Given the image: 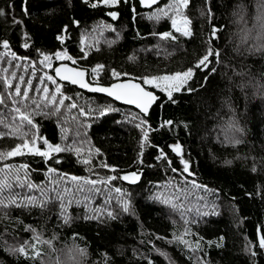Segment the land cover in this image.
<instances>
[{
	"label": "trees",
	"instance_id": "16d2710c",
	"mask_svg": "<svg viewBox=\"0 0 264 264\" xmlns=\"http://www.w3.org/2000/svg\"><path fill=\"white\" fill-rule=\"evenodd\" d=\"M168 1L162 0L158 5L162 7ZM240 2L241 0H190L185 13L193 21L194 38H181L179 42L165 43L160 41L158 35L153 36L151 33L171 30L170 21H149L146 14L154 11L157 5L146 9L140 6L138 0H128L127 4L121 3L111 9L119 13L116 20L107 15V7L93 9L82 0H26V4L25 0H0V8L6 13L0 16V41L7 39L11 51L17 56L28 57V61L14 60L6 54L0 57V95L6 96L8 92L3 83L5 76L13 84L20 83L23 88L27 84L19 80L20 76H24L25 80L31 78L33 84H38L39 75L44 72L53 75L52 69H44L40 65L41 57L37 49L46 54L67 50L76 59L75 66L87 69L90 82L98 81L103 85L116 80L111 76L112 69L129 73L119 79L184 70L193 66L204 52L203 42L208 38L210 27L209 21L201 17L200 13L202 10L207 12L209 7L215 14L213 23L222 27L215 44L222 50L223 61L222 64L215 65L218 71L210 76L205 87L193 94L186 91L174 94L176 103L169 102L163 93L145 85L160 97L150 109L149 143L145 145L140 160H137V156L141 151L142 133L135 127L139 119L131 120L132 116L139 113L136 108L103 94L87 92L60 82L66 86L65 95L71 99L61 106L59 119L57 116L34 117L39 125V135L53 144H71L73 138L78 145L81 141H87L81 159L87 158L89 144L93 148H99L101 154L93 155L92 164L88 166L92 170L88 171L70 153L54 154L61 160L60 164L54 161L45 163L39 157L27 156L0 161V168L4 163H28L31 181L43 186L47 196H53L51 190L56 187L50 181H59L58 190L64 187L74 188L71 176L94 180L136 171L141 173V179L135 185L126 184L120 179L109 182V187L98 185L102 189L101 193L89 194L85 190L83 194L74 197L70 204L66 198V211L73 218L68 225L57 218L58 201H54L43 211L34 208L28 212L13 206L8 210L12 219L0 220V264H56L57 259L60 264H73L69 258V249H72L71 255L79 259L73 243L80 248H87L88 255L84 258V264H105V256L109 264H148L149 260L153 264H170L169 259L161 255V252L167 253L175 264H192L190 257L193 255L207 264H264V251L254 258H250L245 251V244L249 241L253 242L251 248L256 250L258 236L264 234L258 231L264 225V91L253 86L260 79L261 73H264V52L250 54L243 46V55H237L233 51L240 46L244 35L242 30H251L249 44L258 30L254 6L256 0H243L247 5L246 24L233 15L234 6ZM133 6L136 7L135 13L132 12ZM14 18L20 23H14ZM73 20L79 21V24H73ZM100 22L110 24L112 28L97 29ZM65 25L68 26L66 31ZM82 35L83 45L80 43ZM57 36L64 38L63 43ZM25 42L29 44L28 48L22 47ZM5 51L0 44V53ZM129 57L134 59L129 60ZM65 62L72 64L71 61ZM52 63L56 65L59 61L53 58ZM33 64L37 70L36 76L32 75ZM96 64L104 67L94 77L90 73ZM225 65L235 66L237 71L243 66L244 71L249 72L252 79L249 82L246 78L248 86L244 91L229 82L228 77H232L236 83H240V78L233 76ZM5 69L8 71L5 72ZM13 72L17 75L12 76ZM203 77L204 73L196 72L195 79L200 84L204 82ZM193 87L199 85L193 84ZM12 92L14 93V89ZM35 96L36 90L30 88V97ZM71 103L84 107L86 111L109 104L120 111L107 113L103 117L95 111L80 116L79 107H67ZM10 107V101L8 105H0V114L6 113ZM74 116L77 117L76 120L72 119ZM167 120L173 123L164 124ZM232 120L244 129L242 133L233 131L230 127ZM61 127L68 129V136L64 141L61 140ZM0 131L7 130L0 126ZM77 131L79 136L76 135ZM233 139H239L241 143L234 144ZM16 142L18 141L10 135L0 137V150L8 149ZM175 143L181 145V156L188 162L191 175L183 172L181 156H177L169 147ZM160 149L164 150L167 159H157ZM102 161L115 166L118 171L101 168L99 165ZM225 161L231 163L227 164ZM48 167H54L58 173H67L68 176L63 180H60L57 173L46 176ZM253 167L256 168L255 172L252 171ZM172 168L176 171L173 172ZM192 181L205 185L208 191L193 188ZM116 187L121 188L123 198L130 201L129 213L123 212L117 203L120 194L115 193ZM176 188H186L189 191L187 198L183 193H177ZM13 191L41 198L39 188L30 190L15 187ZM109 193L111 201L106 205ZM84 195L90 196L88 215L92 214V208H105L114 211L116 219H107L105 215L101 220H85L84 204L75 203L77 198L83 200ZM157 197H179L182 206L173 210L170 204L162 203ZM213 205L216 214H212ZM3 211L0 209V214ZM198 211L209 214L198 216ZM16 217L23 221L22 225L15 223ZM184 219L197 220L196 224L188 225L193 235L186 238L192 241L198 237L203 238L201 251L194 254L183 245L178 246L176 242L167 243L172 240L173 234L180 235L183 232ZM24 225H31L42 231L43 239L56 233L53 240L55 251L47 245H38L41 256L36 260H25L24 257L17 260L15 256L5 252V245H18L30 239L32 233L25 232ZM209 241L212 242L211 245L208 244ZM217 244L222 246L217 247Z\"/></svg>",
	"mask_w": 264,
	"mask_h": 264
},
{
	"label": "snow or ice",
	"instance_id": "6c2138e0",
	"mask_svg": "<svg viewBox=\"0 0 264 264\" xmlns=\"http://www.w3.org/2000/svg\"><path fill=\"white\" fill-rule=\"evenodd\" d=\"M82 2L93 9H99L101 6L107 7L109 9L107 11V15L113 20H116L119 17V13L111 9L121 3L127 4L128 0H82ZM139 3L145 7L157 5L154 11H150L146 14V18L149 21H155L156 23H160L164 20L170 21L171 30L160 33L154 31L151 33L153 36L158 35L160 41L168 43L170 41L179 42L181 38H194L193 21L185 13V9L188 8L190 0H169V3L163 5V7L158 5V0H139ZM254 6L256 10L255 20L258 22V30L256 31L255 36L251 37L250 44L248 41L251 30H242L244 31V35L241 37L240 46L233 49L234 53L237 55H243L241 46H243L244 49L250 54L255 52H264V0H256ZM10 7H14V5H10ZM26 11L27 10L25 7V14ZM246 11L247 5L243 3V0H241L240 3L234 6L233 15L237 16L238 20L246 24ZM132 12H136L135 6L132 8ZM5 14V10L0 8V16ZM200 15L209 21L210 27L208 38L203 42L205 45L204 52L194 62L193 66H189L184 70L173 71L171 73L143 75L134 79L120 80L119 78L121 76H128L129 73H121L115 69H112L111 76L116 78L117 82L111 83L108 86H103L100 85L98 81H94L93 83L87 82L85 80L86 70H81L78 67H69L65 61H71L73 65H75L77 61L72 55H69L67 50H58L54 54H46L40 49H37V53L41 57L39 60L40 65H42L44 69H53L55 76L48 74V72H44L43 75L38 76V84H33V80L31 78L25 80L24 76H20L19 80L27 84V87L23 88L21 87L20 83L13 84L8 76L4 77L3 83L8 92L6 96L0 95V105H8L10 101L11 107L6 113L0 114V126L7 130L0 131V137L10 135L18 142L8 149L0 150V161H6L8 158L13 157L31 156L33 158L39 157L45 163L54 161L56 164H60L61 160L57 159L54 154L70 153L74 154L77 157L78 162L85 165L88 171L92 170L88 166L92 164L93 155L101 154V150L99 148H93L89 144L87 158L81 159V155L84 151V144L88 143L87 141H81L78 145L76 139L73 138V142L71 144H53L47 138L39 135V125L34 121V117L44 116L46 118H51L52 116H57L59 119L58 114L61 112V106L65 104L66 100L71 99L69 96L65 95L66 86H63L60 82H69L71 85H78L81 89H88L90 92L95 93H104L108 97L114 98L116 101H122L127 105H134L135 108L139 110V113H137L135 116H132L131 120L134 121L139 119V123H136L135 127L139 128L142 133L140 139L141 151L137 156V160H140V156L143 154L145 145L149 143V130L151 129V125L148 118L150 116V109L159 99L158 95L154 91L145 87V85L150 86L151 89H156L160 93H163L169 102L176 103L177 101L174 94L185 91L188 94H193L205 87L208 80L210 79V76L218 71L215 65L223 63L221 59L222 50L217 48L215 44V41L219 39V33L222 31V27L213 23L215 20V14L211 11L210 7L208 8L207 12L202 10ZM14 23L19 24L20 21L15 20L14 18ZM72 23L78 25L79 21L73 20ZM255 27L256 25H254V28ZM67 28L68 26L65 25L64 30L66 31ZM96 28L111 29L112 25L100 22L97 24ZM137 35H139V33H137ZM25 38L27 39V33H25ZM57 39L63 43L64 38L62 36H57ZM80 43L81 45L84 44L83 35L81 36ZM0 44H2L3 48L6 50L5 53H0V57H4L6 54L8 57L13 58L14 60L28 61V57L17 56L15 52L10 50L9 41L7 39L0 41ZM22 47L28 48L29 44L25 42ZM81 51H84L83 47H81ZM84 56H87L86 52L84 53ZM53 58L60 62L59 66L53 65ZM133 59L134 57H129V60ZM19 66L20 65H17V67ZM24 66L27 67V64ZM103 67L104 66L101 64H96L91 69L90 74L95 77ZM225 67L233 73V76L240 78V83H236L232 77H228L229 82L235 87L240 88L241 91H244V89L248 86L246 78H248L249 82L252 79L249 75V72H245L243 66H241L239 71H237L235 66L225 65ZM205 70H207V72H205ZM7 71L8 70L5 69V72ZM197 71L204 73L203 84H200V82L195 79ZM16 75L17 74L15 72L12 73V76ZM32 75H37L35 64L32 66ZM57 77L59 78V82L56 79ZM193 84H198L199 87H193ZM253 86L258 87V89L261 91H264V73H261L260 79ZM30 88H34L36 90L37 96L30 97ZM62 88L64 90H62ZM12 89H14V93L12 92ZM49 105H51L50 108ZM67 107L69 109H76L79 107L80 116H86L90 112L95 111L100 117H103L107 113L120 111V109L115 108L110 104L99 106L95 110L89 108L87 111L84 107H80L76 103H71L67 105ZM127 118L128 117H126V119ZM72 119L76 120L77 117L74 116ZM172 123L173 121L171 120L164 121V124L167 125H171ZM81 126L87 127L83 124H81ZM230 127L234 132L237 133H242L244 131L243 128L236 125L234 120L230 121ZM76 135L79 136L80 133L77 131ZM67 136L68 129L61 127V140H66ZM233 143L239 144L241 143V140L233 139ZM153 147L156 146L153 145ZM169 147L177 156H181V145L179 143L169 145ZM162 158L167 159V156L164 153V150L160 149V154L157 156V159ZM140 162L142 163V160ZM180 162L183 164V172L189 173V175H191L189 172V164L182 158V156ZM225 163L230 164L231 161H225ZM99 166L101 168H108L112 172L118 171L115 166L109 165L104 161H102ZM29 169L30 165L28 163H21L19 165L4 163L3 167L0 168V173H3V175L0 176V209L4 210L3 214H0V220L12 219L8 210L13 206L18 210H24L28 212H31V210L34 208H39L41 211H43L47 209L54 201H58L59 213L57 218L61 219L64 225H68L72 222L73 218L66 211V205L64 203L66 198L70 204L74 197L79 194H83L85 190L89 194L101 193L102 189L98 187V185L109 187V182L115 181L117 179L129 181L133 184L140 180V175H138V172L136 171L128 172L122 176L108 175L106 178L94 180H90L87 177L71 176V181L75 185L74 188L64 187L62 190H58L59 181H50L52 184L56 185V187H53L51 190L54 195L47 196L43 186H38L31 181ZM172 171L175 172L176 169L172 168ZM252 171L255 172L256 168L253 167ZM51 173H57L60 180H63L68 176L67 173H58V170L54 167H48L45 175L48 176ZM15 187L27 188L30 190L39 188V191L41 192V198L15 193L13 191ZM192 187L204 188L206 192L208 191L205 185L196 184L195 181H192ZM114 191L115 193L120 194L117 197V203L122 208V211L129 213L131 211L130 201L123 198V190L119 187H116ZM176 192L183 193L185 198H187L189 195V191L186 188H176ZM157 199H160L164 204H170L173 210H177L178 207L182 206L179 203V197L163 199L157 197ZM200 199H204V197H200ZM110 201L111 195L109 193V197L105 200V204H109ZM75 203L77 205H80L81 203L84 204L85 215L83 218L85 220H101V217L105 215L107 219H116V213L105 208H92V214L88 215V204L90 203L89 195H84L83 200L78 198L75 199ZM208 214L209 213H200L199 211L197 212L198 216ZM212 214H216L215 205H213ZM181 216L183 217V213H181ZM15 223L22 225L23 221L19 217H16ZM196 223L197 220L195 219L191 221L184 219L183 232L180 233V235L173 234L172 240H168L167 243L171 244L176 242L178 246L183 245L184 248L190 249L193 254L201 251V241L203 240L202 237H198L194 241L186 238L190 235H193L191 228L188 227V225ZM24 231L32 233L30 239L25 240L23 243L18 245H5V252H7L9 255L15 256L17 260H19L20 257H24L25 260H36L41 256V250L38 245H47L51 250L55 251L53 240L56 238V233H53L52 237L48 239H43L42 231L31 225H24ZM258 231L260 233H264V225H262ZM158 238L163 239V237ZM252 243V241H249L245 244V251L249 253L250 258H254L258 253L264 251V234L258 236V247L256 250L251 248L250 245ZM208 244L211 245L212 242L209 241ZM216 246L221 247L222 245L217 244ZM73 248H75L79 259H77L75 255H71L72 249H69L70 260H72L73 264H84V258L88 255L87 248H80L75 243H73ZM160 254L169 259L170 264H175V261H172L171 257L168 256L167 253L161 252ZM204 255H207V253ZM190 260L192 261V264H207L206 261L201 258H196L194 255L190 257ZM56 264H60L59 259H57ZM105 264H109L107 256H105ZM148 264H153V261L149 260Z\"/></svg>",
	"mask_w": 264,
	"mask_h": 264
},
{
	"label": "water",
	"instance_id": "95a60500",
	"mask_svg": "<svg viewBox=\"0 0 264 264\" xmlns=\"http://www.w3.org/2000/svg\"><path fill=\"white\" fill-rule=\"evenodd\" d=\"M162 0H158V3H160ZM138 2H139V0H138ZM140 4V3H139ZM140 6L141 7H143V8H146V9H149V8H152V7H154V6H156V5H152V6H150V7H145L144 5H141L140 4ZM65 63H67V62H65ZM59 64H60V62L59 63H57L56 65H54V66H59ZM68 65H69V67H78V66H75V65H72V64H70V63H67ZM79 69H81V70H86V76H85V80L87 81V82H89V83H93V82H90L89 80H88V71H87V69L86 68H83V67H78ZM52 72H53V75L55 76V73H54V70L52 69ZM58 81H59V78L57 77L56 78ZM126 79H134V78H124V79H120V80H126ZM115 82H117V80H115V81H113V82H111V83H115ZM134 82H135V80H134ZM63 83H69V82H63ZM110 83V84H111ZM70 84V83H69ZM110 84H106V85H103V84H100V85H103V86H108V85H110ZM74 86H76L77 88H79V86L78 85H74ZM95 86V85H94ZM79 89H81V88H79ZM82 90H85V91H87V92H90L88 89H82ZM150 90V89H149ZM153 91V90H152ZM155 92V91H154ZM91 93H95V92H91ZM156 93V92H155ZM99 94H103V95H105V96H107L106 94H104V93H99ZM157 94V93H156ZM158 95V94H157ZM108 97V96H107ZM158 97H159V95H158ZM109 98H111V99H113L114 100V98H112V97H109ZM116 101V100H115ZM117 102H119V103H121V104H124L122 101H117ZM155 104V103H154ZM153 104V105H154ZM124 105H127V104H124ZM128 106H132L133 108H135V106L134 105H128ZM138 110V109H137ZM139 111V110H138ZM128 172H132V171H127V172H125V173H123V175L124 174H127ZM138 175H140V179H141V173L140 172H138ZM124 181V180H123ZM140 181V180H139ZM139 181H137L135 184H137ZM126 184H129V185H135V184H133V183H131V182H129V181H124Z\"/></svg>",
	"mask_w": 264,
	"mask_h": 264
},
{
	"label": "rangeland",
	"instance_id": "374dc122",
	"mask_svg": "<svg viewBox=\"0 0 264 264\" xmlns=\"http://www.w3.org/2000/svg\"><path fill=\"white\" fill-rule=\"evenodd\" d=\"M167 3H169V1H168ZM167 3H166V4H167ZM164 5H165V4H164ZM162 7H163V6H162Z\"/></svg>",
	"mask_w": 264,
	"mask_h": 264
},
{
	"label": "bare ground",
	"instance_id": "6f19581e",
	"mask_svg": "<svg viewBox=\"0 0 264 264\" xmlns=\"http://www.w3.org/2000/svg\"><path fill=\"white\" fill-rule=\"evenodd\" d=\"M160 97V96H159Z\"/></svg>",
	"mask_w": 264,
	"mask_h": 264
}]
</instances>
